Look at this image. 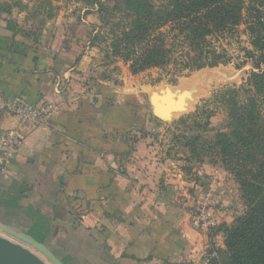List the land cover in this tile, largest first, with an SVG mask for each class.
Wrapping results in <instances>:
<instances>
[{"label": "crops", "instance_id": "1", "mask_svg": "<svg viewBox=\"0 0 264 264\" xmlns=\"http://www.w3.org/2000/svg\"><path fill=\"white\" fill-rule=\"evenodd\" d=\"M10 12L0 5V154L11 130L19 143L0 174V223L63 264H206L220 233L191 220L218 167H199L201 193L190 199L151 154L149 104L128 89L86 85L62 38L39 45ZM17 96L58 108L31 123L1 107Z\"/></svg>", "mask_w": 264, "mask_h": 264}, {"label": "trees", "instance_id": "2", "mask_svg": "<svg viewBox=\"0 0 264 264\" xmlns=\"http://www.w3.org/2000/svg\"><path fill=\"white\" fill-rule=\"evenodd\" d=\"M84 1L100 10L119 8L129 19L111 34L114 53L134 72L173 65L182 74L225 64L231 58L221 39L245 25L249 46L241 50L243 57L254 60V70L245 84L220 93L228 131H215L210 140L196 134L185 145L196 161L228 167L240 186L246 209L223 229L228 264H264V0ZM106 1L115 4L105 6Z\"/></svg>", "mask_w": 264, "mask_h": 264}, {"label": "rangeland", "instance_id": "3", "mask_svg": "<svg viewBox=\"0 0 264 264\" xmlns=\"http://www.w3.org/2000/svg\"><path fill=\"white\" fill-rule=\"evenodd\" d=\"M5 3L11 11L10 16L16 31L23 37L32 39L39 45H46L48 39L53 43L54 36L62 38L65 49H71L75 54L76 73L82 75L83 82L90 87L128 89L149 104V108H151L149 97L154 91L159 92L165 87H170L177 92H186V109L173 113L170 120L156 118L152 114V108L149 109L153 117L151 129L148 131L151 154L157 163L163 165L165 172L169 169L175 174L173 178H178L182 186L180 191L186 192L192 200L201 193V185L195 189L201 165L220 168L214 169L219 174L215 178L220 185L225 174L227 179L228 175L230 176L231 183L224 182L232 184L233 195L219 201L218 210L223 215L213 226L221 227L218 228L222 243L212 246L206 262L209 264L210 260L216 258L219 264H228L223 229L226 225H232L244 213L246 203L238 182L232 178L230 169L219 161L211 162L207 159L203 163L196 161V157L192 156L185 142L196 134L210 140L215 131H228V117L223 104L219 101L220 93L228 87L245 84L249 73L254 70V60L243 57L244 51L241 50L242 47L249 46L244 33L245 25H239L231 38L221 39L231 58L225 64L184 71L182 74H178L173 65L134 72L130 63L123 61L114 53V38L111 32H116L117 28L129 20L123 17L119 8L100 10L98 4L91 6L84 0H0V5ZM114 4L115 1L114 3L106 1L105 6ZM212 177L207 187L213 183ZM204 184L203 182L202 186ZM225 201L227 203H224ZM0 236L11 241L18 240L1 230ZM21 243L31 248L46 264H53L38 249L25 242Z\"/></svg>", "mask_w": 264, "mask_h": 264}, {"label": "built area", "instance_id": "4", "mask_svg": "<svg viewBox=\"0 0 264 264\" xmlns=\"http://www.w3.org/2000/svg\"><path fill=\"white\" fill-rule=\"evenodd\" d=\"M6 111L12 112L19 115L21 118L35 124H43L47 122L50 117L57 111V104L53 102H45L42 104H31L24 98L17 96L12 100L7 101L5 104L1 105ZM8 150L3 154H0V174L5 172V166L8 164L9 160L6 158L7 154L13 152L15 146L19 143L16 131L11 130L9 133ZM211 185L201 194V200L198 203V207L193 212L192 215V226L194 229L209 230L218 222L217 210L220 207L218 205L219 201L231 197L233 195V186L224 181H227V175L225 174L224 181L221 183V190L214 194V188L217 183L215 176H219L216 171L213 170ZM230 180V176L228 175ZM231 181V180H230ZM231 195V196H230Z\"/></svg>", "mask_w": 264, "mask_h": 264}, {"label": "water", "instance_id": "5", "mask_svg": "<svg viewBox=\"0 0 264 264\" xmlns=\"http://www.w3.org/2000/svg\"><path fill=\"white\" fill-rule=\"evenodd\" d=\"M186 92L165 87L159 92H152L149 101L152 114L160 120L172 119V114L186 109ZM0 230L18 240L11 241L0 236V264H46L35 252L21 242L38 249L53 264H63L59 258L42 242H38L16 229L0 223Z\"/></svg>", "mask_w": 264, "mask_h": 264}]
</instances>
